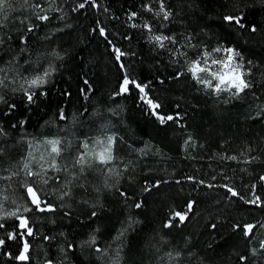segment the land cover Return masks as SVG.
<instances>
[{"label":"trees","instance_id":"obj_1","mask_svg":"<svg viewBox=\"0 0 264 264\" xmlns=\"http://www.w3.org/2000/svg\"><path fill=\"white\" fill-rule=\"evenodd\" d=\"M27 1L0 12V264H264V0H163L167 21L156 15L161 0H95L83 9L82 0ZM241 12L247 31L224 20ZM145 24L193 59L217 45L239 50L251 88L217 95L190 75L176 78L184 59L173 64V53L149 43ZM114 47L125 53L120 61ZM45 70L48 82L29 90V103L20 86ZM126 75L148 85L155 111L176 119L161 124L134 86L118 94ZM109 136L114 159L101 165L90 147ZM43 139L59 141V155L20 170L24 140ZM81 153L90 165L83 172L73 166ZM26 183L53 211L33 208ZM13 200L33 236L8 239L20 232L5 214ZM176 212L187 213L183 223ZM25 242L30 259L19 261Z\"/></svg>","mask_w":264,"mask_h":264},{"label":"snow or ice","instance_id":"obj_2","mask_svg":"<svg viewBox=\"0 0 264 264\" xmlns=\"http://www.w3.org/2000/svg\"><path fill=\"white\" fill-rule=\"evenodd\" d=\"M95 0H82V2L78 5V8L83 9L86 4H93ZM6 7H11V0H0V12H2ZM36 7H39L37 5ZM151 10V9H149ZM163 15V20L167 21L169 19L170 13L165 10V5L163 0H161L160 10L156 13L157 16ZM136 13H131L129 19H135ZM40 20H48L47 16H38ZM224 20L230 25L234 26L238 30H245L247 31L249 26L245 23V16L241 12L237 15H226ZM133 27H137V25L133 24ZM145 28L149 30V43H152L160 48L167 49L170 53H173L172 63H178V55L184 59V64L181 67H185L186 71L184 73H177L176 78H180L181 75H190L192 80H194L197 84L203 85L204 89H211L215 94L219 95L221 92H229L234 97H239L242 93L245 92L246 89L251 88L252 84L251 81L247 80L246 77L251 74V68L246 70L245 68V61L244 57L242 56L239 50L234 49L233 47H225L224 45H217L216 48L211 49L210 51H204L200 53L197 58L193 59L192 57L188 56L187 53H180L179 49L169 48L168 45L165 43L166 41L170 42L173 45L178 44V41L175 37H170L163 33L155 34L152 28H149L147 24L144 25ZM33 29L29 28L28 31L31 32ZM258 29L255 25L251 26V31L254 33ZM104 29H100V35H104ZM190 44V41H188ZM196 47V46H194ZM116 59L120 61L121 57L125 55L124 52L120 48L114 47ZM248 65H251L252 62L248 61ZM125 65L121 63V68H124ZM207 74V78L202 75ZM51 71L45 70L43 74H37L34 77L27 79L25 78L24 84L20 86V90L24 91V95L27 98L29 103L34 102V97L36 96L35 91H29L37 89L43 86L45 83L48 82V77H50ZM215 81V83H213ZM2 83V82H0ZM25 85L27 86L25 88ZM130 86H134L136 89L139 90L141 93V100H143L150 109H152V115L156 116L157 119L160 121L161 124L166 123L167 121H172L174 118L171 115L164 116L159 114L156 109L160 107L159 104L154 103L151 99H148L145 89L148 85L138 83L135 77H131L130 75H126L120 85V93L123 94L127 93L131 90ZM43 95V93H40ZM11 107H15L12 105ZM65 118V114L63 111L61 112V119ZM52 143V152L59 155L60 149L56 147L59 141H51ZM102 143V142H101ZM84 147L87 148V142H85ZM86 153H81L77 157L74 162L73 166L79 165L81 172L84 171L85 167H90L87 164L86 160ZM232 159H236V157H231ZM114 159L113 157V138L111 136L108 137L107 144L102 146L101 150L96 154V161L101 165H106L110 163ZM27 167V166H25ZM53 167H57L55 162H53ZM111 171V170H110ZM34 173L32 171H27V176L32 177ZM39 175V174H36ZM42 182L47 184L48 179L47 177H41ZM192 179V178H190ZM260 179L264 181V176H261ZM226 189L228 193L232 197H237L239 193L234 190L232 187H228L226 185L222 186ZM255 186H253L254 188ZM26 191L28 194V198L31 201V205L33 208L40 212L45 211H53V208L47 201L43 200L41 196L38 194V190L35 189L32 185L26 183ZM260 200L257 197L254 200L246 201V203L258 204ZM259 206V205H258ZM135 207H141L140 204H136ZM32 208L27 206L23 207V212L27 213L31 211ZM192 210V202L188 204V211ZM95 214V213H93ZM8 217L17 219L19 221L18 227L20 232L13 235V233H8V239H17L21 236H33V229L29 226V218L24 217L23 215H18L17 212H10L7 214ZM179 218V222L183 223L187 218V213L181 214L180 212H176L174 217ZM0 219H4V217H0ZM134 223V221H130V224ZM173 226L172 219L165 225V227ZM6 227L5 224L0 223V229H4ZM215 227V225H213ZM240 227L239 224L234 225L235 229ZM254 225L246 224L244 225V235L249 236L252 233ZM124 230H122L121 235H123ZM95 237H92V242L94 243ZM5 241L0 240V245H3ZM97 251H100L97 249ZM29 252V244L27 242L23 245V250L19 253L15 259L19 261H26L29 260L30 257L28 255Z\"/></svg>","mask_w":264,"mask_h":264},{"label":"rangeland","instance_id":"obj_3","mask_svg":"<svg viewBox=\"0 0 264 264\" xmlns=\"http://www.w3.org/2000/svg\"><path fill=\"white\" fill-rule=\"evenodd\" d=\"M17 4L21 5V7L26 6V5H30L28 3L27 0H17ZM207 78V74H202ZM213 83H215V81H213ZM104 138H100L97 140H94V144L91 145V149L94 150V153H92L95 158H96V154L101 150L102 146L107 144V140H102ZM51 141L54 140H50V139H43L39 142L36 141H25L24 140V147L19 152V157L17 158L16 162L14 164L19 165L18 168L20 170H22V166L25 167V164H28L29 162H33V163H38V165L44 162H48L51 161V157H53V152H52V143ZM102 142V143H101ZM90 156H93L91 154V152L88 153ZM12 174H7V177H11ZM17 201L13 200V202L6 208V213L8 214L10 212H15L17 210ZM2 203H0L1 205ZM16 205V206H15ZM4 212L3 209H0V214H2Z\"/></svg>","mask_w":264,"mask_h":264}]
</instances>
